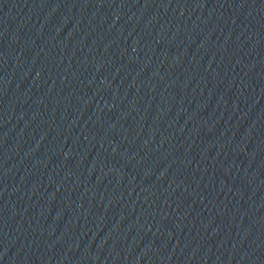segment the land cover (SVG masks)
<instances>
[{
    "label": "water",
    "instance_id": "obj_1",
    "mask_svg": "<svg viewBox=\"0 0 264 264\" xmlns=\"http://www.w3.org/2000/svg\"><path fill=\"white\" fill-rule=\"evenodd\" d=\"M0 264H264V0H0Z\"/></svg>",
    "mask_w": 264,
    "mask_h": 264
}]
</instances>
